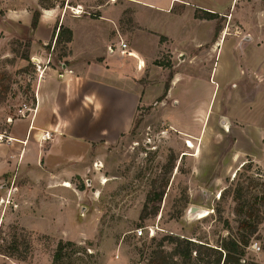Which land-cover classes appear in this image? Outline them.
<instances>
[{"label": "rangeland", "instance_id": "rangeland-1", "mask_svg": "<svg viewBox=\"0 0 264 264\" xmlns=\"http://www.w3.org/2000/svg\"><path fill=\"white\" fill-rule=\"evenodd\" d=\"M145 1L163 5L158 0ZM109 2L133 11L121 0ZM219 3L218 10H229L230 0ZM239 4L233 1L230 14L238 13ZM138 10L151 29L178 28L163 22L165 16L159 11ZM198 11L195 17L201 19ZM230 14L211 18V24L227 32L217 49L213 44L220 32L212 27L209 49L193 52L187 47L182 53L185 58L179 59L181 51L169 43L159 46L151 62L158 69L147 79V103L138 106L130 130L104 148L93 169L83 178H71L72 192L27 189L29 182L19 165L6 168L8 176L0 181V264H148L156 250L165 255L174 251L172 238L220 249L224 239L248 234L243 221L255 226V232L248 235L239 262L258 264L255 261L264 255V23L258 25V17H245L252 27L256 24L250 30ZM121 18L122 23L133 22L128 13ZM12 29H0V133L7 131L6 118H13L21 103L32 105L33 85L41 71L48 63L58 67L65 52L60 35L55 46L54 39L48 41L51 61L37 59L31 54L32 32ZM121 35L132 44L127 34ZM200 35L206 33L200 31ZM135 39L144 51L152 53L157 47L151 33H137ZM166 39L160 36L161 41ZM190 52L196 56L188 61ZM173 75L180 78L176 106L189 107L180 112V120L191 129H178L172 123L176 97L169 95V87ZM27 118H19L18 124ZM15 172L20 175L11 178ZM57 202L66 204V209L59 212L52 205ZM192 205L209 213L190 216ZM139 227L141 236L135 233ZM253 241L260 246L258 253L249 249ZM218 255L217 250L210 251L206 259ZM195 256L193 250L191 257Z\"/></svg>", "mask_w": 264, "mask_h": 264}, {"label": "crops", "instance_id": "crops-1", "mask_svg": "<svg viewBox=\"0 0 264 264\" xmlns=\"http://www.w3.org/2000/svg\"><path fill=\"white\" fill-rule=\"evenodd\" d=\"M109 1L0 0V29L20 28L32 32L31 54L37 59L51 61L48 41L54 39L55 46L58 34L65 48L59 66L52 67L48 63L33 85L34 101H31L32 105L28 104L32 110L27 112V120L18 124L21 118H25L21 117L8 123L6 135L11 140L0 143V181L4 175L8 176L6 168L11 170L19 165L20 173L24 172L25 180L29 182L27 189L33 187L34 191H39L38 188H44L49 193L63 194L72 192L71 178H83L88 170L93 169L104 148L115 144L130 130L138 106L147 103V79L158 69L151 62L156 58L159 46L169 43L172 49L181 51L177 54L179 59L185 58L182 53L187 47H192L193 52L209 49L212 27L214 32L216 29L217 33L220 32L213 44L217 49L225 38V32L221 31L224 27L211 24L212 19L205 17L203 11L220 16L230 14L234 0H230L228 11L218 10L220 0H209V3L204 0H158L163 5L145 0H121L125 7H133L132 13ZM239 1L238 13L230 15L236 16L247 29L256 27V24L252 27V22L244 21L248 16H254L255 20L258 17V25L263 26L264 0H253L254 5L246 3L252 0ZM139 7L163 13V22L178 24V28L172 26L168 31L151 29L139 18ZM75 9L80 11L74 12ZM197 9L201 19L195 17ZM127 13L133 17L132 23L121 22L122 15ZM200 31L206 33L205 37ZM141 32L153 34L157 45L154 52L144 51L136 39L133 40ZM121 33L127 34L132 44L124 40ZM160 36L167 39L161 41ZM119 38L126 42L134 56L119 54ZM233 41L237 43L235 38ZM42 51L48 52L49 56ZM187 56L189 61L196 54L190 52ZM179 80V75H173L169 87V95L176 97L171 120L178 129H191L192 125H182L180 120V112L189 110V107L180 110L176 106L179 99L175 87ZM154 87L150 85L151 89ZM193 110L194 106L191 112ZM44 132H49L50 137L43 139ZM17 175L20 174L15 172L11 178ZM1 202L3 199L0 205ZM52 205L59 212L67 207L63 202ZM258 261L255 262L264 264V255H260Z\"/></svg>", "mask_w": 264, "mask_h": 264}, {"label": "trees", "instance_id": "trees-1", "mask_svg": "<svg viewBox=\"0 0 264 264\" xmlns=\"http://www.w3.org/2000/svg\"><path fill=\"white\" fill-rule=\"evenodd\" d=\"M205 14V17L207 18L216 17L215 13L205 12ZM59 37L60 34H58L56 41ZM69 40L70 31H68L67 35V41ZM258 198H261V196ZM242 226L248 229V234L242 235L239 239H224L219 246L220 249L214 248L205 243H197L187 238H172V240L176 243L174 251L169 253V255H165L163 254V250H156L148 264H240L239 261L241 256L244 254V248L248 243V235L255 232V226L252 227L249 222L243 221ZM193 250L196 251V256L192 258L191 252ZM216 250L219 255L214 260H210L209 258L206 259V256L208 257L210 251ZM177 256L182 257L183 261L176 260L175 257ZM54 258H59V252L55 253Z\"/></svg>", "mask_w": 264, "mask_h": 264}, {"label": "built area", "instance_id": "built-area-1", "mask_svg": "<svg viewBox=\"0 0 264 264\" xmlns=\"http://www.w3.org/2000/svg\"><path fill=\"white\" fill-rule=\"evenodd\" d=\"M80 10H74V12H79ZM109 51H112L111 47H108ZM119 54L122 56H134L133 52L127 48V44L125 41L120 40L119 41ZM139 66V65H138ZM60 76L62 75V73H59ZM30 110H32V107L29 106L26 103H21L20 106L17 108V111L15 113V116L12 118L11 116H8L6 118L7 122L10 123L11 121H13L16 118H21V117H25L27 116V112H29ZM50 137L49 132H44L42 138H48ZM0 140H5L6 142H9L11 140V138L9 136L6 135V131H4V133H0ZM135 233L137 236H141L142 235V229L136 228L135 229ZM149 236L153 235V231L152 229H149ZM249 248L254 250V251H260V246L258 245V243L256 241H253L250 243Z\"/></svg>", "mask_w": 264, "mask_h": 264}, {"label": "bare ground", "instance_id": "bare-ground-1", "mask_svg": "<svg viewBox=\"0 0 264 264\" xmlns=\"http://www.w3.org/2000/svg\"><path fill=\"white\" fill-rule=\"evenodd\" d=\"M225 33H227V32H225ZM41 137H42V136H41ZM188 146L191 147V146H192V143L189 142V143H188ZM1 201H2V200H1ZM208 213H209V211H208L207 209L203 208L202 211H199V212L196 213V214H189V215H190V216H195V217H197V218H201V217L206 216Z\"/></svg>", "mask_w": 264, "mask_h": 264}, {"label": "water", "instance_id": "water-1", "mask_svg": "<svg viewBox=\"0 0 264 264\" xmlns=\"http://www.w3.org/2000/svg\"><path fill=\"white\" fill-rule=\"evenodd\" d=\"M203 208L199 207V206H195V205H192L189 207V213L190 214H196L198 213L199 211H202Z\"/></svg>", "mask_w": 264, "mask_h": 264}]
</instances>
